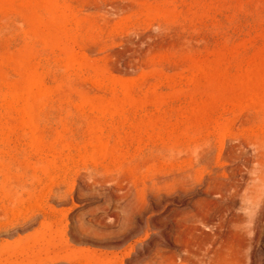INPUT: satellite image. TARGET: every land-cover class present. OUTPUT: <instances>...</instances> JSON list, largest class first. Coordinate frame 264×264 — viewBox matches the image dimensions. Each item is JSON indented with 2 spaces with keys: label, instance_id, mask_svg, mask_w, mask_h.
<instances>
[{
  "label": "rangeland",
  "instance_id": "obj_1",
  "mask_svg": "<svg viewBox=\"0 0 264 264\" xmlns=\"http://www.w3.org/2000/svg\"><path fill=\"white\" fill-rule=\"evenodd\" d=\"M190 132L255 155L264 0H0V264H264L232 174L173 185Z\"/></svg>",
  "mask_w": 264,
  "mask_h": 264
},
{
  "label": "bare ground",
  "instance_id": "obj_2",
  "mask_svg": "<svg viewBox=\"0 0 264 264\" xmlns=\"http://www.w3.org/2000/svg\"><path fill=\"white\" fill-rule=\"evenodd\" d=\"M32 85V82L28 83V86L31 87ZM29 90L30 88L28 87L26 93H29ZM192 135L191 143H188L185 146H177L172 150L174 151L173 157L175 159L176 169L171 180L175 188L188 190L193 184V181L196 179H202L204 180L203 183L205 189L210 190L213 188L217 180H219L218 177L221 174H232L233 177L228 180V188L240 192L246 218L251 219L260 210L262 211L264 208V137L262 136L261 139L258 137L260 140L256 142L257 144H254L256 145L255 155H252L251 158L242 156L238 163L225 168L223 165H218V148L220 145L211 142L210 140L201 139L196 133H193ZM239 167L244 168L247 176L246 180H242V177H234L236 173H241ZM155 255L156 258H159L160 262H165L168 258L162 254L161 251H157ZM169 258L172 264H184L181 254H174ZM41 260L42 258H35L34 261L30 260L23 264H42Z\"/></svg>",
  "mask_w": 264,
  "mask_h": 264
}]
</instances>
